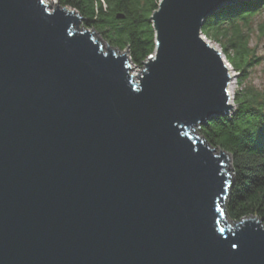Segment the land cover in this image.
I'll list each match as a JSON object with an SVG mask.
<instances>
[{
    "label": "water",
    "instance_id": "95a60500",
    "mask_svg": "<svg viewBox=\"0 0 264 264\" xmlns=\"http://www.w3.org/2000/svg\"><path fill=\"white\" fill-rule=\"evenodd\" d=\"M248 0H160L156 49L128 52L45 0H0V264H264L232 225L225 162L195 131L230 116L205 18Z\"/></svg>",
    "mask_w": 264,
    "mask_h": 264
},
{
    "label": "trees",
    "instance_id": "16d2710c",
    "mask_svg": "<svg viewBox=\"0 0 264 264\" xmlns=\"http://www.w3.org/2000/svg\"><path fill=\"white\" fill-rule=\"evenodd\" d=\"M60 7L76 11L82 25L103 36L111 47L127 50L135 67L154 54L155 31L151 16L160 0H57ZM264 11V0L239 2L208 15L202 35L218 43L227 62L240 75L242 84L257 59L250 48L251 24ZM264 29V25L262 27ZM235 110L216 117L197 129L218 150L228 153L233 163V186L226 201L232 222L255 216L264 226V93L243 89L236 93Z\"/></svg>",
    "mask_w": 264,
    "mask_h": 264
},
{
    "label": "rangeland",
    "instance_id": "374dc122",
    "mask_svg": "<svg viewBox=\"0 0 264 264\" xmlns=\"http://www.w3.org/2000/svg\"><path fill=\"white\" fill-rule=\"evenodd\" d=\"M46 3L50 6L55 7L58 2L57 0H45ZM69 9V8H68ZM71 10V9H69ZM83 20L81 19L79 26L80 28H84L85 26L82 25ZM264 25V11H262L259 15L253 18L252 24H251V32H250V48L253 50L254 57L257 59L256 65L252 66L249 69V74L246 80L242 83H240V75L237 71L233 69V67L229 64L228 68L230 69V74L232 76V79L229 83L228 86V91L230 94V102L231 104H234L236 93L241 90L245 89H250V90H256L260 93H264V29L262 28ZM92 31V29H90ZM94 38L100 42V44L103 45L104 49L107 48L108 44L104 39L103 36L95 31V36ZM206 39V38H205ZM207 42L210 43L211 46H213L215 49H217L219 52L221 51V55L223 58L226 60L225 54L223 52V49L221 46L211 40L206 39ZM113 48V47H112ZM116 49V48H113ZM118 50V49H116ZM120 51V50H119ZM128 51H120L121 54H125ZM129 56V53H127ZM227 61V60H226ZM130 67H131V74L133 76H138L140 75L141 68L135 67L131 61H130ZM135 74V75H134ZM195 135H200L198 131H195ZM201 136V135H200ZM217 151H221L218 150ZM229 164H225L227 174L229 175L230 179L233 180L234 178V171H233V163H232V158L229 155L228 159ZM226 205V204H225ZM226 207V206H225ZM226 220L229 222V224H233L227 215V210H226Z\"/></svg>",
    "mask_w": 264,
    "mask_h": 264
},
{
    "label": "bare ground",
    "instance_id": "6f19581e",
    "mask_svg": "<svg viewBox=\"0 0 264 264\" xmlns=\"http://www.w3.org/2000/svg\"><path fill=\"white\" fill-rule=\"evenodd\" d=\"M49 5H50V4H49ZM118 54H120V55H123V54H121V53H118ZM134 75H135V74H134ZM225 164H227V165H228V164H229V162H228V161H226V162H225ZM223 220H226V218H225V217H223ZM226 221H227V220H226ZM228 223H229V222H228Z\"/></svg>",
    "mask_w": 264,
    "mask_h": 264
},
{
    "label": "built area",
    "instance_id": "2783aa9c",
    "mask_svg": "<svg viewBox=\"0 0 264 264\" xmlns=\"http://www.w3.org/2000/svg\"><path fill=\"white\" fill-rule=\"evenodd\" d=\"M45 3H46V1H45ZM46 4H47V3H46ZM203 37H204V36H203ZM204 38H205V37H204ZM220 53H221V51H220ZM152 56H153V55H152ZM152 56H150V57H152ZM150 57H149V58H150ZM222 57H223V56H222ZM223 59H224V58H223ZM224 60H225V59H224ZM225 63H226L227 66H229V64L227 63L226 60H225Z\"/></svg>",
    "mask_w": 264,
    "mask_h": 264
}]
</instances>
